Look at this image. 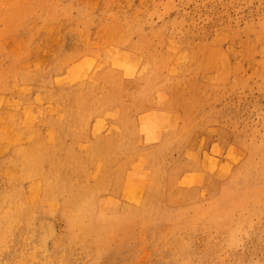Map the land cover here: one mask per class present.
I'll return each mask as SVG.
<instances>
[{
  "label": "rangeland",
  "instance_id": "374dc122",
  "mask_svg": "<svg viewBox=\"0 0 264 264\" xmlns=\"http://www.w3.org/2000/svg\"><path fill=\"white\" fill-rule=\"evenodd\" d=\"M0 121V264H264V0H0Z\"/></svg>",
  "mask_w": 264,
  "mask_h": 264
},
{
  "label": "bare ground",
  "instance_id": "6f19581e",
  "mask_svg": "<svg viewBox=\"0 0 264 264\" xmlns=\"http://www.w3.org/2000/svg\"><path fill=\"white\" fill-rule=\"evenodd\" d=\"M88 62V61H87ZM90 64V62H88ZM87 64V63H86ZM91 65V64H90ZM77 70H75V73L73 74V76L77 77ZM17 111H18V108H15ZM28 110V109H27ZM27 110H24V112L22 113L23 117L25 116V123L27 125H29L30 123H32L33 119H30L31 118V113H28ZM33 113V112H32ZM46 113H54L52 109H47ZM49 115V114H48ZM15 119V118H14ZM58 122V121H57ZM64 122V121H63ZM68 122V121H66ZM67 124V123H66ZM61 125V124H59ZM0 126L3 127V123L2 121H0ZM60 127V126H59ZM63 127V125H62ZM103 127V126H102ZM109 127V126H108ZM108 129H110L107 133L108 135H111V134H115V135H118V132L115 130V126H110ZM160 129H164L165 130V127L163 126V120L161 118V116H159L158 112L155 111V112H150L148 113L147 115H145L144 117L141 116L138 121H137V128H136V131H137V136H138V141L141 139V137H143V140H141V142H145L146 140H157L158 139V131ZM61 130V129H60ZM70 130V129H69ZM94 130L96 132H99L101 130V127L99 125H96L94 127ZM62 131V130H61ZM162 132V130H161ZM164 132V131H163ZM56 134V133H55ZM166 134V133H165ZM163 136V135H162ZM164 138V137H163ZM159 141V140H158ZM157 141V142H158ZM134 145V144H133ZM154 148V147H153ZM135 149V147H134ZM143 149H138L136 151L133 152V154H137V152H139V159H142L144 158L145 156H147V153L145 152H140L142 151ZM161 153V152H160ZM158 154V153H157ZM149 155V153H148ZM154 155V154H153ZM160 155V154H159ZM158 155V157H159ZM135 156V155H134ZM154 158H156V155L154 156ZM144 182H141V184H143ZM130 188V187H129ZM145 188V187H144ZM142 194V192H141ZM140 194V196H141ZM144 194V193H143ZM132 196L133 193H132ZM138 198V197H137ZM135 198L133 197V200Z\"/></svg>",
  "mask_w": 264,
  "mask_h": 264
}]
</instances>
